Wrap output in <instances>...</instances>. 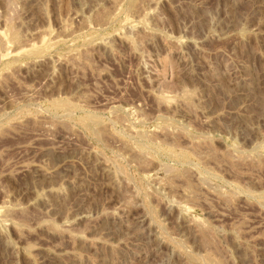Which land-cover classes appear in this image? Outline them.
<instances>
[{
    "label": "rangeland",
    "instance_id": "rangeland-1",
    "mask_svg": "<svg viewBox=\"0 0 264 264\" xmlns=\"http://www.w3.org/2000/svg\"><path fill=\"white\" fill-rule=\"evenodd\" d=\"M0 264H264V0H0Z\"/></svg>",
    "mask_w": 264,
    "mask_h": 264
}]
</instances>
